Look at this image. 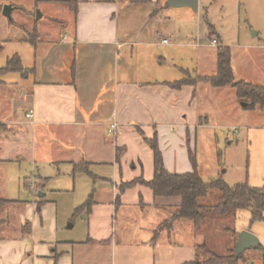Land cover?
Returning a JSON list of instances; mask_svg holds the SVG:
<instances>
[{"label": "crops", "instance_id": "crops-1", "mask_svg": "<svg viewBox=\"0 0 264 264\" xmlns=\"http://www.w3.org/2000/svg\"><path fill=\"white\" fill-rule=\"evenodd\" d=\"M150 1L132 4L128 0H79L78 14H74L71 28L65 29L60 41L67 45V37L71 38L76 58H58L64 48L56 52V48H48L47 58L34 59L30 69L35 76L23 95L0 104V200L6 201L0 208V264H86L87 256L82 251L79 258L77 250L92 246L97 248L94 253L99 258L107 255L109 262L120 234L139 235L144 230L152 238L154 227L169 213L163 206L180 204L178 198L156 200L153 190L141 184L120 192L123 183L140 177L151 180L154 176L153 150L138 129L148 138L158 135L169 172L187 173L194 170L190 156L194 136L209 124L205 115L208 111L203 107L206 101L198 96V83L172 88L167 83L186 77L159 79L149 72L142 75L147 67L144 64L140 73L133 75L119 66L122 49L133 41L131 35L121 34L112 16L125 3L130 7L161 3ZM152 18L150 14L149 20ZM212 30L215 32L214 26ZM212 36L210 40L225 45L221 36ZM150 38L153 35H147V40L139 44L168 45L163 43L169 40L164 34L155 42ZM225 46L232 50L233 46L246 45ZM60 63L69 66L70 71ZM107 68L113 69V78ZM232 68L237 80L264 85V68L258 61L234 58L232 52ZM7 110L10 114L2 118ZM113 116L119 122L115 138L108 133ZM76 166L87 169L77 171ZM49 174L75 175L73 189L65 186L69 189L64 190L61 185L49 195L44 191L52 178ZM27 188L34 201L27 195ZM79 188L87 189L83 199L92 201L86 240L61 238L65 231L72 234L76 221L57 219L46 209L59 206L64 200L61 196L74 194ZM34 202L36 206L47 205L40 216L32 214ZM127 206L142 209L143 217L139 218L150 223L141 225L138 219L118 224L117 214ZM152 221L157 224L153 226Z\"/></svg>", "mask_w": 264, "mask_h": 264}, {"label": "rangeland", "instance_id": "rangeland-1", "mask_svg": "<svg viewBox=\"0 0 264 264\" xmlns=\"http://www.w3.org/2000/svg\"><path fill=\"white\" fill-rule=\"evenodd\" d=\"M166 3V0H161L159 5L140 4L133 7L125 3L113 14V23L119 24L121 34L131 35L133 41L132 44L125 45L120 54L119 66L128 73H140L144 64L147 67L143 66L141 74L149 72V75H158L159 79L215 75L217 46L210 44L211 25L215 29L212 38L221 36L225 45H246L233 46L234 58H252L264 68V0H199L198 11L189 7L168 6ZM0 4L13 6L12 19L5 16L3 10L0 12V44L4 47L0 55V67H5L8 60L18 54L24 67L33 68L34 59L47 58L45 52L50 47L56 48L55 52L58 48H64L58 58H76L71 38L67 37V45L60 42L65 29H70L73 23L74 13L69 6L52 0H0ZM39 13L41 17H38ZM150 14L154 18L152 21L149 20ZM149 34L153 35L150 41H158L164 34L171 43L153 47L139 44L140 41H146ZM60 65L66 70L69 68L66 64ZM107 74L113 78V69L107 68ZM34 76L32 72L26 78L18 71L4 73L1 76L4 83L0 84V104H8L13 97L16 100L20 98ZM197 86L198 96L206 101L203 107L208 111L205 115L209 118L208 126L197 130L194 136L192 154L198 173L205 180L222 174L230 185L247 181L251 186L264 187V107L247 109L246 102L240 101L236 89L232 87L223 90L206 81H199ZM204 93L207 94L206 98ZM8 114L10 112L7 110L1 117L6 118ZM40 169L43 170L42 167ZM50 176V183L44 189L49 195L55 193L54 190L61 188V185H64V190L69 189L65 186H70V191L73 189L71 186L74 185L75 175ZM83 176L88 178L87 175ZM29 190L27 195H31L30 199L34 201ZM87 191L79 188L74 194L65 193V196H61L64 200L59 206L46 209L48 215L56 216L57 219L69 218L76 221L72 234L68 235L65 231V234L61 233V238L76 241L85 239L89 206L83 197L87 196ZM49 195L48 198L51 197ZM219 197V191L212 189L204 202L217 204ZM32 204H35L33 215L38 213L40 216V213L45 212L46 204ZM3 206L5 204L1 202L0 208ZM117 215L118 224L138 219L141 225L150 223L139 218L143 217L142 209L134 206L121 208ZM156 224L157 222L152 221L153 226ZM224 227L230 230L224 232ZM207 228L210 229V234L206 236V242L221 254L234 251L242 231L253 233L264 247V220L252 221L249 209L238 210L229 221L204 224L200 232L203 233V229ZM193 231L188 225H179L178 239L175 237L178 244L175 245L166 242L165 235L157 244H151V234L144 230L139 235L120 234L109 262L107 255L99 258L94 253V246L77 250V255L80 258L83 251L89 260L86 264H181L182 261L191 259L185 262L189 264L197 258L203 261L208 258L204 252L199 251L200 255L197 256L196 248L188 244ZM195 240L204 241L203 235L197 236ZM238 264L264 263L253 246L243 252Z\"/></svg>", "mask_w": 264, "mask_h": 264}, {"label": "trees", "instance_id": "trees-1", "mask_svg": "<svg viewBox=\"0 0 264 264\" xmlns=\"http://www.w3.org/2000/svg\"><path fill=\"white\" fill-rule=\"evenodd\" d=\"M69 6L75 15L78 14L79 0H52ZM130 3H145L150 0H128ZM3 10V5L0 4V12ZM211 25V24H210ZM213 26L211 25L210 36L214 35ZM33 42L35 38H31ZM3 45L0 44V55L3 52ZM10 71L21 72L25 77L32 69L26 68L22 64L21 57L16 54L8 60L5 67H0V83L3 82L1 76ZM201 80L210 82L214 87H225L231 85L236 89L237 97L240 101L246 102L247 109H256L264 107V85H256L245 80H237L232 68V50L229 46L219 45L217 47V74L212 77L184 78L176 82L167 83L172 88H180L187 84H196ZM143 137V140L151 147L154 153V176L151 180H145L143 177L136 178L133 181L121 184L120 192L123 193L127 188H132L138 184L145 185L151 188L154 192L156 200L158 199H180L179 205L163 206L162 209L169 210V213L154 227L151 244H157L165 235V240L169 244H178V227L190 226L193 228V234L189 236V246L192 245L197 250L204 252L208 257L201 261L197 258L196 261L189 264H238L243 253L237 256L234 251L229 254H221L217 252L205 240L210 234V229H203L204 224L214 225L220 220L229 221L233 219L236 212L240 209H249L251 211L252 221L264 220V187L251 186L247 181L230 185L225 181L223 175L205 180L197 170V163L190 152L191 161L194 167L192 172L187 173H171L167 170L163 153L159 147L158 135L153 138H148L145 133L138 129ZM85 166H76L77 171H85ZM217 189L220 193L217 204H208L204 200L208 197L210 190ZM120 198V197H119ZM6 202L5 200H0ZM91 200L87 202V206L91 205ZM141 205L143 201L141 199ZM161 207V206H158ZM210 227V226H209ZM230 229L224 227L223 231L227 232ZM199 231V232H198ZM209 232V233H208ZM165 233V234H164ZM203 235L204 241L197 242V236ZM176 237V239H175ZM163 239V238H162ZM237 244V243H236ZM236 248V246H235ZM263 259L264 263V247L259 244L255 246Z\"/></svg>", "mask_w": 264, "mask_h": 264}, {"label": "water", "instance_id": "water-1", "mask_svg": "<svg viewBox=\"0 0 264 264\" xmlns=\"http://www.w3.org/2000/svg\"><path fill=\"white\" fill-rule=\"evenodd\" d=\"M167 5L174 7H189L194 11H198L199 0H169L167 2ZM12 11H13L12 5L3 6V14L10 19H12ZM38 17H41L40 13L38 14ZM256 245H259L258 238L249 231H242L238 236V240L235 248V254L239 256L248 248H251Z\"/></svg>", "mask_w": 264, "mask_h": 264}, {"label": "built area", "instance_id": "built-area-1", "mask_svg": "<svg viewBox=\"0 0 264 264\" xmlns=\"http://www.w3.org/2000/svg\"><path fill=\"white\" fill-rule=\"evenodd\" d=\"M63 40H66V36L63 37ZM163 43L165 44H169V40L168 39H164ZM210 44L214 45V46H218V41L217 40H211ZM115 115V114H114ZM31 114H28V117H30ZM118 127H119V122L117 121V119L113 116L112 117V121L110 123L109 129H108V133L109 135H111L113 138H115L117 136V132H118Z\"/></svg>", "mask_w": 264, "mask_h": 264}]
</instances>
